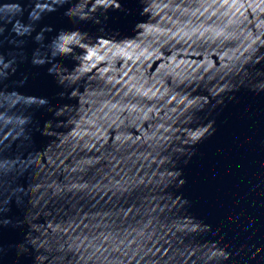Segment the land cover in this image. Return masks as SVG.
Returning <instances> with one entry per match:
<instances>
[{"label":"water","instance_id":"water-1","mask_svg":"<svg viewBox=\"0 0 264 264\" xmlns=\"http://www.w3.org/2000/svg\"><path fill=\"white\" fill-rule=\"evenodd\" d=\"M94 4L84 11L101 24L65 20L59 0L52 30L25 37L6 70L4 91L46 95L63 113L34 112L25 137L6 141L5 218L30 210L33 239L106 235L133 254L141 241L126 264H219L220 249L225 264H264V0ZM60 29L86 33L87 47L58 54ZM57 66L63 84L48 74ZM23 235L0 226V244Z\"/></svg>","mask_w":264,"mask_h":264},{"label":"clouds","instance_id":"clouds-1","mask_svg":"<svg viewBox=\"0 0 264 264\" xmlns=\"http://www.w3.org/2000/svg\"><path fill=\"white\" fill-rule=\"evenodd\" d=\"M85 2L86 0H82L81 3L75 4V0H64V3L68 5L63 11L65 20L77 22L92 20L95 24H101L100 19L93 18L84 11ZM57 3L59 0H0V49L5 46L9 49L7 54L0 51V152L6 149L8 146L6 141L9 139L16 140L25 137V129L31 123L34 112H51L54 117L63 113V109L59 107L53 110L51 101L46 95L35 94L40 96L39 101L36 102L30 100L26 95L15 92L8 93L3 90V82L7 79L6 70L11 68L16 62V57L20 56L19 49L24 38L31 37L40 43L44 38L45 30H52L44 21L55 12ZM74 4L75 6H73ZM97 7H103L105 11L116 10L120 8V0H95L92 10L95 11ZM86 35L79 30L73 31L69 35L64 29H60L54 42L57 53H71L72 45L87 47L81 42ZM31 63L36 67L42 65L43 61L38 53L33 55ZM47 71L50 76L57 78L59 83H64L65 77L57 75L58 66L49 67ZM28 78V75H24L19 84L22 86ZM67 79L73 81L75 77L69 76ZM260 88L264 89V84H261ZM18 105L24 106V112L13 116ZM212 125V123H208V128L205 129L208 134H211L213 130ZM14 171L15 168L11 163L0 161V174L11 175ZM176 176L179 178L180 172H177ZM184 182L183 179L179 180L181 185ZM4 211V208L0 207V226L10 225L13 230L23 231L24 235L22 240L14 244H0V264H3V259L8 253H12L16 257L12 264H20L22 257H30L31 264H126L127 258L135 259V256L142 251L141 241L136 242L137 248L133 254L125 244H120L114 241L111 236L106 235L92 236L91 238L69 237L67 240L57 238V236L33 239L24 231L25 224L31 223L30 210L25 208L14 222L5 218ZM259 251L257 249V253ZM257 253H253V258ZM213 255H217V253ZM231 255V252L220 249L218 251L219 264H225Z\"/></svg>","mask_w":264,"mask_h":264}]
</instances>
